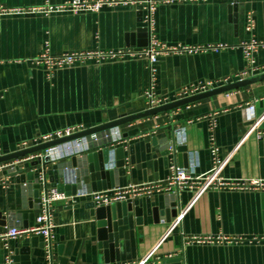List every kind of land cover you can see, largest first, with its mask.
<instances>
[{
    "label": "crops",
    "instance_id": "obj_1",
    "mask_svg": "<svg viewBox=\"0 0 264 264\" xmlns=\"http://www.w3.org/2000/svg\"><path fill=\"white\" fill-rule=\"evenodd\" d=\"M44 2L0 0V5ZM232 5L231 0L161 2L151 33L144 29V11L123 3L106 4L99 12L0 14V154L31 146L58 129H86L149 108L147 57L88 61L50 74L35 62L46 42L52 54L141 48L150 36L168 46L233 45L162 57L154 91L163 104L181 99V89L198 81L211 80L219 87L240 80L244 72L248 77L263 73L264 46L255 52L257 69L252 72L239 44L264 41V0H241L236 9ZM249 11L255 18L252 32L245 28ZM249 104L256 122L245 119ZM213 113L219 157L226 160L220 173L224 182L264 181L263 80L99 132V142L89 150L45 166L15 163L13 169L9 163L15 159L0 163V264H49L43 235L1 237L14 224H34L46 184L73 195L83 187L113 192L117 187L166 184L173 162L193 176L209 172L214 164ZM180 127L184 144L174 145ZM74 199L76 203L70 199L52 209V264H137L148 256L145 264H180L182 259L184 264H264L261 187L223 185L199 191L193 185L176 196L157 189L128 192L109 205H96L91 196ZM180 213L182 219L174 225Z\"/></svg>",
    "mask_w": 264,
    "mask_h": 264
},
{
    "label": "built area",
    "instance_id": "obj_2",
    "mask_svg": "<svg viewBox=\"0 0 264 264\" xmlns=\"http://www.w3.org/2000/svg\"><path fill=\"white\" fill-rule=\"evenodd\" d=\"M174 0H66L65 2L59 4H52L49 0L41 5L36 6H22V7H6L0 5V14L8 15H50L55 12L71 11V12H99L100 9L106 5L114 4H129L138 9L144 11L143 21L151 33V29L154 25V14L157 8V5L161 2H173ZM240 2L241 0H231L232 4L235 2ZM245 28L247 31L252 32L255 28V18L253 11L247 13ZM242 47L244 58L249 64V69L254 72L257 68L255 60V52L259 46H264V41H258L252 39L251 41L241 42L239 44ZM233 45L228 42H219V43H210L203 45H180V46H168L162 44L161 42L151 38L150 43L147 46L141 48H127V49H101L96 48L93 50H84V51H72V52H62L60 54H52L50 52L49 43L46 42L44 52L35 58V62L38 64H43L47 67L50 74L52 71L58 68H64L68 66H73L77 64H85L88 61H94L96 63H102L108 60H113L116 58H123L126 56L139 57L145 56L149 60V72H150V85L147 89L146 96L148 98L149 108L156 107L163 104L164 100L161 95L155 93L154 86L156 80L157 64L161 57L167 56L169 54H192L198 52L206 51H220L231 47ZM244 78H248L247 72H244ZM213 81H198L189 85L184 86L181 91V99L189 97L201 92H205L211 89L216 88L213 85ZM245 119L249 121H255V111L254 105L249 104L245 109ZM210 126V149L213 155V168L202 175L193 176L191 170L184 166H179L176 162H173L170 166V175L168 177L166 184H152L151 186H136L131 185L128 189L124 190L121 188H116L113 192L110 191H93L90 188H80L75 194H71L67 188L59 187L57 184H53L43 188L42 192L38 197V208L39 212L35 216L34 224L32 225H23V224H14L1 234V237L4 239L15 238L21 234L28 233H38L44 236L45 247L48 252L49 264H52V237L53 229L55 226L54 220L52 218V209L55 204L59 202L66 203L68 200H73V203H76L77 200L74 198H84L86 196H91L92 201L96 205H109L113 202L125 198L128 192H144L151 191L154 189L157 190H166L168 193L171 192L174 196L179 194V191L187 186L199 185V191H203L212 186H223L228 185L230 187H245V186H256L264 189L263 180H252L249 183H228L224 182V178L220 175L226 160L219 157V145L216 140V114L213 113L210 115L209 119ZM255 126V125H254ZM182 127V126H181ZM178 128V142L174 140V145L184 144V137L180 132L183 129ZM116 128V127H114ZM111 128V129H114ZM81 126H70L63 129H58L53 132L43 134L36 138L34 144L35 146L44 142H48L57 138H62L65 136L72 135L81 130H84ZM109 130V129H107ZM106 131V130H104ZM101 131V132H104ZM99 132L80 136L73 138L62 143H58L54 146L48 147L42 151H36L33 153L26 154L19 158H16L9 165L13 169L16 168L15 163H28L33 166H45L46 163L50 161H55L57 159L72 157L83 153L86 150H89L93 147L94 143L99 142V137L97 136ZM115 134L118 132L115 131ZM117 139V138H116ZM31 146H26L31 147ZM23 148V149H24ZM23 166V165H22ZM44 179V178H43ZM46 179V178H45ZM46 182V180H44ZM170 191V192H169ZM177 207V206H175ZM183 213H180L175 221L174 225L180 223ZM147 258H144L137 264H145L148 261ZM168 258H173L172 255ZM180 264H184L183 259Z\"/></svg>",
    "mask_w": 264,
    "mask_h": 264
},
{
    "label": "water",
    "instance_id": "obj_3",
    "mask_svg": "<svg viewBox=\"0 0 264 264\" xmlns=\"http://www.w3.org/2000/svg\"><path fill=\"white\" fill-rule=\"evenodd\" d=\"M238 1L235 2L232 5V8H238ZM146 30V32L148 33V29L144 28ZM149 43V41H147V44ZM162 58V57H161ZM160 58V59H161ZM264 80V72L248 77V78H244V79H240L238 81L229 83V84H225L219 87H216L214 89L205 91V92H201L189 97H185L182 99H178L175 101H171L156 107H151V108H147V109H143L140 110L138 112H133V113H129L126 115H122V116H113L110 118V120H108L107 122H104L102 124L90 127V128H86L84 130H81L77 133H74L72 135L69 136H65L62 138H57L48 142H44L35 146H31V147H27L21 150H17L8 154H0V163L9 161V160H14L16 158H19L21 156H24L26 154L29 153H33L36 151H42L48 147L54 146L58 143H62L64 141H68L71 140L73 138H77L80 136H84V135H89V134H93V133H97V132H101L107 129H111L114 127H119L125 123L137 120V119H141L147 116H152L161 112H166V111H172L175 108L181 107L183 105H187L199 100H202L204 98L213 96V95H217L220 93H224V92H228L230 90H234V89H239V88H243L245 86L251 85L253 83L259 82V81H263ZM4 223V222H3Z\"/></svg>",
    "mask_w": 264,
    "mask_h": 264
}]
</instances>
